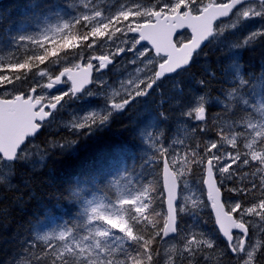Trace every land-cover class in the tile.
<instances>
[{"label": "snow or ice", "instance_id": "1", "mask_svg": "<svg viewBox=\"0 0 264 264\" xmlns=\"http://www.w3.org/2000/svg\"><path fill=\"white\" fill-rule=\"evenodd\" d=\"M233 9L238 19L264 20V0H156L152 7L138 0H121L107 8L97 0H67L63 8L50 7L44 20L52 17L55 23L36 25L35 31L11 38L13 48L36 49L38 54L7 68L31 71L35 67L41 77L47 76V69L41 70L39 65L50 56L61 61L58 50L63 51L69 42L74 51H63V57L71 66L63 67L54 81L51 76L47 84L38 81L31 89L35 95L13 94V80L0 73V85L4 86L0 89V164L11 169L16 161L26 159L22 147L26 140L51 125L66 105L84 96L101 97L103 107L76 115L65 127L85 137L106 128L115 115L162 87L167 74L189 71L204 41L223 36L226 27L235 28L234 23L215 24ZM183 29L191 30L190 43L181 39L184 33L179 30ZM103 38L114 51L93 55ZM261 38L264 23L233 47L250 46ZM128 53V63L135 67L127 78L116 81L118 88L109 91L108 81L94 78L93 72L103 74ZM157 64L159 70H155ZM208 77L196 82L199 97L191 104L183 105L179 97L173 101L181 109V117L198 122L189 130L193 142L173 138L165 144L163 132L138 129L144 182L136 181L138 186H129L115 199H89L81 197L82 189H73L72 195L80 200L75 218L51 233L23 241L21 264H264V74L246 76L237 66L216 98L221 111L214 115L207 107L206 90L216 78L215 72L209 71ZM61 83L70 87L52 96L43 91ZM86 84L98 85L99 91L87 90ZM167 102L162 97L161 107ZM167 119L165 108L159 120ZM212 131L217 138H204ZM78 143L73 140L56 146L73 148ZM178 143L183 145L179 151ZM120 151L116 150L112 161L119 159ZM118 171L135 174L128 169ZM112 176L113 172L102 167L86 179L103 191L97 181L103 184ZM190 178L206 186V197L203 191L199 198L184 197ZM3 179L6 177L0 176ZM109 185L115 187L118 181L109 180ZM204 209L214 213L216 234L184 220L189 215L199 217ZM168 238L175 243L162 252L158 241Z\"/></svg>", "mask_w": 264, "mask_h": 264}, {"label": "trees", "instance_id": "2", "mask_svg": "<svg viewBox=\"0 0 264 264\" xmlns=\"http://www.w3.org/2000/svg\"><path fill=\"white\" fill-rule=\"evenodd\" d=\"M48 1L49 0H7L0 5V73L8 75L13 80V84L15 85L14 91H23L30 86L33 79L37 77L38 72L35 67L29 71L28 69H9L7 65L16 63L17 61L23 62L27 56L34 53L38 54V50L31 48L15 49L12 46L11 38L26 32L35 31L36 25L43 27L46 23H52L55 21L52 17H50L48 21L44 20V16L47 14L48 9L50 7L63 8L65 6L64 3H67V0ZM42 7L44 9H42ZM66 10L65 8V11ZM37 16H39V19H37ZM239 39L237 35L229 33L224 34L218 39V45L214 46V44L211 47L208 45L203 50L202 54L194 59V63L191 65L189 71L180 72L170 78L164 79L162 81V87L156 88L146 100L145 98H141V100L130 109L124 111L122 114L115 115L113 118L114 120L112 119L110 125L106 127L108 130L106 128L102 129L99 131L100 133L97 132L95 135L87 137L89 140L85 136H77L76 134L66 131L47 132L45 129L41 130L35 138L41 156L34 160L31 158L29 160H20L14 163L9 174L5 175L6 179L0 180V264H21L24 256L23 241L35 240L38 235H42L45 232L51 233L53 230H57L65 221L75 218L76 213L80 209V200L72 195L73 189H82L81 197L86 196L89 199L94 197L99 198L101 196H105L108 199H115L116 195L125 191L129 186H138L136 181L143 183L144 177L141 176V173H144L145 170L140 167L139 163V157L143 155V145L138 138V129H151L156 134L163 132L165 134V144L171 142L173 138L178 141L183 140L185 143L193 142L191 139L192 134L189 130L198 122L180 116L179 113L181 109H177L173 103L177 97L180 98L184 105L190 96L193 94L199 95L197 92L199 85L196 82L200 79H208V72L214 71L216 78L206 90V97L210 100L207 102V107L211 110L210 114L214 115L221 111L220 105L216 102V98L220 95V89L228 86L231 81L232 73L237 70V66L246 76L258 77L264 74V38L254 41L250 46L234 48L233 45L241 43ZM63 51L73 52L74 47L72 42H69L68 46ZM63 51L58 50L61 61H57L55 57L50 56L43 65H39V68L41 70L46 68L49 74H55L59 69L67 66L68 64L64 62L65 58L63 57ZM16 75H19L21 79L16 80ZM3 87V85H0V88ZM7 87L12 89L13 86L8 85ZM178 88L183 89V92H179L177 90ZM160 97L167 98L168 101L163 107H161ZM165 108L170 118L165 121H160L159 114ZM129 122L132 125H130ZM113 123L115 125L117 124V126L113 125ZM120 124H125V130ZM135 125L137 126L135 127ZM132 126H134V128H132ZM121 131L124 132L121 133ZM172 132L173 134H171ZM115 135L116 137H114ZM100 137L103 141L100 140ZM204 138L217 137L215 131H212L205 134ZM166 139L168 140L166 141ZM73 140L79 142L78 145L73 148H61L56 146L65 145ZM93 144H95V146ZM182 147L183 145L177 144L178 151L181 150ZM117 149L121 150L119 159L112 161V158L117 155ZM89 151L91 153H89ZM108 152L113 153L109 154ZM131 157H137L138 160H131ZM109 158L111 160H109ZM110 161L112 162L110 163ZM92 165L94 166L91 168ZM102 167L105 171L114 173V176L109 177V180L118 181V185L115 187L110 186L109 180H106L103 184L97 181V187L103 189V191H97L96 188L88 182L86 177L96 173V171H99ZM79 169L83 170V172H79ZM123 169H128L129 173L134 172L135 174L127 175L122 171H118ZM88 170H90V172ZM147 178L151 179V176ZM190 183H196L199 194H201L202 189L197 183L196 178H190ZM63 190H65L66 193ZM46 198L47 200L49 199V201H47ZM33 215L35 217L37 216L36 219H32V217L34 218ZM184 220L194 227L215 234L208 209H204L199 217L189 215L185 216ZM204 221L207 223H204ZM158 242L161 248V241ZM173 243H175V241ZM38 246L43 245L38 244Z\"/></svg>", "mask_w": 264, "mask_h": 264}, {"label": "rangeland", "instance_id": "3", "mask_svg": "<svg viewBox=\"0 0 264 264\" xmlns=\"http://www.w3.org/2000/svg\"><path fill=\"white\" fill-rule=\"evenodd\" d=\"M120 1L121 0H97V3H99L101 5V7L107 8V7H111L113 5L119 4ZM205 2H207V0H205ZM155 3H156V0H146V2L143 3V5L147 6V7H152ZM251 22H257V27H256V29H253V30H250V31L249 30L246 31L244 33V37L242 39V41H243L252 32L257 31L260 28L261 24L264 23V20H261L260 18H254V19L239 18L238 19L237 16L235 15L234 18L230 22H228V23L225 22V23H223L221 25H226L227 26V25H231V24L234 23V24H236V27H237V26H239L241 24L242 25L247 24V26L249 28ZM235 28L226 27L225 31L226 30L232 31ZM117 35H119V34H117ZM98 43H100V46L99 47H95L92 50V54L93 55L99 56L101 54H107L109 51H114V49H111V48L107 47V45L109 43L107 38H103L102 42L98 41ZM117 43H120V41L117 40ZM130 58H131V54L130 53L125 54L122 57H118L117 58L118 62H117L115 67L113 65H111L109 68L104 70L103 74L95 72L94 78H96L98 80L99 79L107 80L108 84L111 86L109 91H111L112 89L118 88V84L116 83V81H118L119 79H122V78H127V76L130 73H132V71H133V69L135 67L134 65H131V64L128 63ZM76 63H81L82 64L83 61L77 60ZM94 63H98V61H94ZM38 81H39L40 85H44V84H47L49 82V79L46 76L41 77L38 74V76L31 82L33 87H37V82ZM37 89L39 91L41 90L39 87ZM89 90L91 92L95 93V92L99 91V87H98V85L93 84V86ZM43 91L47 92L46 89H43ZM64 91H66V90L61 91V93L64 92ZM192 96H190L188 98V101L186 102L185 105L191 104L194 99H198V97H199V95H192ZM206 101H207V98H206ZM103 104H104V100L101 97H99V96H95V95H93V96H84L83 99H81L79 101H73L72 103L66 105L65 108H64L65 109V113H63L62 110H61L57 114L56 119L51 123V125L57 127L58 129H60V131H62L64 129L69 131L70 129L65 127V125L70 123L75 118L76 115L87 114L91 110L99 109V108L103 107ZM77 105H83V106L76 107ZM36 146L37 145L35 143H33V144L30 143L25 148L26 149V159L25 160H29L31 158L33 160L36 159L35 155H33V153H34L33 149ZM36 156L39 157L40 154L37 153ZM9 172H10L9 168H6L2 164H0V176H4L5 177V175L9 174ZM183 195H184V197H187V198H191V197L199 198L200 194H199L198 187L196 186V183H189L186 186V188L184 189ZM171 244L172 243L164 244L163 245V251L166 248H168Z\"/></svg>", "mask_w": 264, "mask_h": 264}, {"label": "bare ground", "instance_id": "4", "mask_svg": "<svg viewBox=\"0 0 264 264\" xmlns=\"http://www.w3.org/2000/svg\"><path fill=\"white\" fill-rule=\"evenodd\" d=\"M49 1H50V0H49ZM49 1H48V2H49ZM36 2H37V1H36ZM52 4H53V3H52ZM58 4H59V3H58ZM58 4H57V5H58ZM62 4H63V3H62ZM64 5H66V4L64 3ZM48 6H49V5H48ZM53 6H54V5H53ZM44 7H45V6H44ZM42 9H44V8L42 7ZM42 11H43V10H42ZM41 13H42V12H41ZM17 19H18V18H17ZM10 21H11V20H10ZM5 22H6V21H5ZM19 22H20V21H19ZM257 47H258V46H257ZM255 49H256V48H255ZM210 51H211V50H210ZM245 51H246V50H245ZM241 54H242V53H241ZM225 55H226V54H225ZM251 55H252V54H251ZM222 57H223V56H222ZM230 59H231V58H230ZM262 59H263V58H262ZM202 60H203V59H202ZM246 60H247V59H246ZM251 60H252V59H251ZM247 61H248V60H247ZM261 61H262V60H261ZM248 62H249V61H248ZM258 65H259V64H258ZM222 66H223V65H222ZM263 68H264V67H263ZM221 69H222V68H221ZM223 69H224V68H223ZM201 71H202V70H201ZM246 71H247V70H246ZM248 71H249V70H248ZM250 71H251V70H250ZM253 71H254V70H253ZM222 76H223V75H222ZM253 77H254V76H253ZM218 80H219V79H218ZM220 81H221V80H220ZM194 82H195V81H194ZM221 82H222V81H221ZM228 82H229V81H228ZM217 86H218V85H217ZM178 89H179V88H178ZM178 89H177V90H178ZM213 90H214V89H213ZM215 90H216V89H215ZM220 90H221V89H220ZM158 91H159V90H158ZM209 91H211V90H209ZM186 93H187V92H186ZM216 93H217V92H216ZM189 94H192V93H189ZM210 94H211V93H210ZM187 95H188V94H187ZM193 95H194V94H193ZM218 95H219V93H218ZM189 96H190V95H189ZM171 97H173V96H171ZM192 97H193V96H192ZM197 97H198V96H197ZM160 98H161V97H160ZM185 98H186V95H185ZM166 99H167V98H166ZM179 99H180V98H179ZM187 101H188V100H187ZM189 102H190V101H189ZM189 102H188V103H189ZM182 103H183V102H182ZM184 105H185V104H184ZM168 107H169V106H168ZM173 113H174V112H173ZM169 114H170V113H169ZM130 116H131V115H130ZM170 116H172V115H170ZM173 116H174V115H173ZM133 117H134V116H133ZM124 118H125V117H124ZM126 118H127V117H126ZM168 118H170V117H168ZM113 120H114V119H113ZM119 120H120V119H119ZM139 120H140V119H139ZM173 120H175V119H173ZM120 121H121V120H120ZM125 121H126V120H125ZM115 122H116V121H115ZM117 123H118V121H117ZM125 123H126V122H125ZM129 123H130V122H129ZM129 123H128V124H129ZM167 124H168V123H167ZM167 124H166V126H167ZM113 125H115V124L113 123ZM120 125H121V126L123 127V129H124L125 124H124V125H123V124H120ZM130 125H132V124L130 123ZM115 126H117V124H116ZM136 126H137V125H135V127H136ZM129 127H130V126H129ZM115 128H117V127H115ZM132 128H134V126H132ZM164 128H165V127H164ZM106 129H107V128H106ZM123 129H122V130H123ZM107 130H108V129H107ZM124 130H125V129H124ZM133 130H134V129H133ZM133 130H132V131H133ZM167 130H168V128H167ZM113 131H114V129H113ZM110 132H111V131H110ZM122 132H124V131H121V133H122ZM174 132H175V131H174ZM99 133H100V132H99ZM105 133H106V132H105ZM105 133H104V134H105ZM121 133H120V135H121ZM169 133H170V132H169ZM102 134H103V133H102ZM109 134H110V133H109ZM125 134H126V133H125ZM127 134H128V133H127ZM171 134H173V132H172ZM175 134H176V132H175ZM177 134H178V133H177ZM76 135H77V134H76ZM97 135H98V134H97ZM106 135H107V134H106ZM106 135H105V136H106ZM116 135H117V134H116ZM116 135H115L114 137H116ZM169 135H170V134H169ZM59 136H60V135H59ZM67 136H68V134H67ZM72 136H73V135H72ZM77 136H78V135H77ZM77 136H75V137H77ZM96 137H98V136H96ZM168 137H169V136H168ZM58 138H59V137H58ZM73 138H74V137H73ZM80 138H81V137H80ZM86 138H87V137H86ZM92 138H93V137H92ZM42 139H43V138H42ZM87 139H88V138H87ZM94 139H95V138H94ZM106 139H107V138H106ZM61 140H62V139H61ZM88 140H89V139H88ZM100 140H102L101 137H100ZM124 140H125V139H124ZM167 140H168V139H166V141H167ZM91 141H92V140H91ZM96 141H97V140H96ZM102 141H103V140H102ZM105 141H106V140H105ZM89 142H90V141H89ZM106 142H107V141H106ZM118 142H119V141H118ZM123 142H124V141H123ZM190 142H191V141H190ZM94 143H95V142H94ZM113 143H115V142H113ZM188 143H189V142H188ZM111 144H112V143H111ZM93 145L95 146V144H93ZM134 145H135V144H134ZM90 146H91V145H90ZM94 146H93V147H94ZM108 146H109V145H108ZM112 146H113V145H112ZM114 146H115V145H114ZM120 146H122V145H120ZM118 147H119V146H118ZM115 148H117V147H115ZM121 148H122V147H121ZM98 149H99V148H98ZM86 150H87V149H86ZM92 150H93V149H92ZM112 150H113V149H112ZM94 151H95V150H94ZM98 152H99V151H98ZM102 152H103V150H102ZM89 153H91V152L89 151ZM108 153H109V152H108ZM112 153H113V152H112ZM112 153L110 152L109 154H112ZM120 153H121V152H120ZM66 154H67V153H66ZM143 154H144V153H143ZM99 155H100V154H99ZM119 155H120V154H119ZM48 156H49V155H48ZM48 156H47V157H48ZM56 156H57V155H56ZM102 156H103V155H102ZM99 157H100V156H99ZM99 157H98V158H99ZM107 157H108V156H107ZM96 158H97V157H96ZM103 158H105V157H103ZM49 160H50V159H49ZM63 160H64V159H63ZM94 160H95V159H94ZM109 160H111V159L109 158ZM137 160H138V159H137ZM120 161H121V160H120ZM59 162H60V161H59ZM62 162H63V161H62ZM136 162H137V161H136ZM51 163H52V161H51ZM97 163H98V162H97ZM137 163H138V162H137ZM139 163H140V162H139ZM46 164H47V163H46ZM90 164H91V163H90ZM95 164H96V162H95ZM107 164H108V163H107ZM93 166H94V165H92L91 168H92ZM98 167H99V166H98ZM100 167H101V166H100ZM112 167H113V166H112ZM87 168H88V167H87ZM106 168H107V167H106ZM110 168H111V167H110ZM47 169H48V168H47ZM84 169H85V168H84ZM59 170H60V169H59ZM79 170H80V169H79ZM99 170H100V169H99ZM52 171H53V170H52ZM88 171L90 172V170H88ZM91 171H92V170H91ZM95 171H96V170H95ZM97 171H98V170H97ZM97 171H96V172H97ZM79 172H83V170H80ZM89 172H87V173H89ZM93 172H94V171H93ZM28 174H29V173H28ZM63 174H64V173H63ZM83 175H84V174H83ZM83 175H82V176H83ZM91 175H92V174H91ZM25 176H26V175H25ZM44 176H45V175H44ZM58 177H59V176H58ZM89 177H90V176H89ZM32 178H33V177H32ZM51 178H52V177H51ZM86 178H87V177H86ZM60 179H62V178H60ZM80 179H81V178H80ZM81 180H82V179H81ZM59 182H60V181H59ZM62 184H63V183H62ZM79 184H80V183H79ZM15 186H16V185H15ZM40 186H41V185H40ZM65 186H66V185H65ZM74 186H75V184H74ZM74 186H73V187H74ZM13 187H14V186H13ZM13 187H12V188H13ZM78 187H79V186H78ZM3 189H4V188H3ZM3 189H1V190H3ZM10 189H11V188H10ZM65 189H66V188H65ZM11 190H12V189H11ZM37 190H38V189H37ZM56 190H57V188H56ZM56 190H55V191H56ZM8 191H9V190H8ZM61 191H62V190H61ZM63 191L66 193L65 190H63ZM45 192H46V191H45ZM48 192H49V191H48ZM65 193H63V194H65ZM52 194H53V193H52ZM43 195H44V194H43ZM44 197H47V196H44ZM44 197H43V198H44ZM4 200H5V199H4ZM35 200H36V199H35ZM35 200H34V201H35ZM40 200H41V199H40ZM46 200H47V198H46ZM37 201H38V200H37ZM47 201H49V199H48ZM33 203H34V202H33ZM35 203H36V202H35ZM28 204H29V203H28ZM40 204H41V203H40ZM47 204H48V203H47ZM69 205H70V204H69ZM40 206H41V205H40ZM34 207H35V206H34ZM66 207H67V206H66ZM28 208H29V207H28ZM31 208H32V207H31ZM38 208H39V207H38ZM67 208H68V207H67ZM34 209H35V208H34ZM43 209H44V208H43ZM29 210H30V209H29ZM63 210H64V209H63ZM69 210H70V209H69ZM72 211H73V210H72ZM28 212H29V211H28ZM45 212H47V211H45ZM68 212H69V211H68ZM73 212H74V211H73ZM31 213H32V212H31ZM36 213H37V212H36ZM19 214H20V213H19ZM34 214H35V213H34ZM68 214H69V213H68ZM72 214H73V213H72ZM72 214H71V215H72ZM20 215H21V214H20ZM41 215H42V213H41ZM44 215H45V214H44ZM30 216H31V215H30ZM33 216H34V215H33ZM38 216H39V215H38ZM36 217H37V216H36ZM36 217L34 216V218L32 217V219H36ZM25 221H26V220H25ZM37 221H38V220H37ZM31 223H32V222H31ZM35 224H36V223H35ZM62 224H63V223H62ZM2 225H3V224H2ZM15 225H16V224H15ZM30 225H31V224H30ZM33 225H34V224H33ZM23 226H24V224H23ZM28 226H29V225H28ZM31 226H32V225H31ZM31 226H30V227H31ZM29 229H30V228H29ZM29 229H28V230H29ZM7 230H8V229H7ZM36 233H37V232H36ZM26 235H27V234H26ZM17 236H18V235H17ZM30 236H31V235H30ZM10 237H11V236H10ZM13 238H14V237H13ZM11 243H12V242H11ZM15 246H17V245H15ZM9 248H10V247H9ZM19 248H20V247H19ZM21 248H22V247H21ZM11 249H12V248H11ZM6 250H7V249H6ZM3 256H4V255H3Z\"/></svg>", "mask_w": 264, "mask_h": 264}, {"label": "water", "instance_id": "5", "mask_svg": "<svg viewBox=\"0 0 264 264\" xmlns=\"http://www.w3.org/2000/svg\"><path fill=\"white\" fill-rule=\"evenodd\" d=\"M0 1H2V0H0ZM226 17H221V18H219V20H221V19H225ZM217 22V21H216ZM184 30H186V31H188L189 32V35L191 36V30L190 29H183V30H179V31H184ZM187 43H190V41L189 42H187ZM205 43H206V41H204L202 44H201V47H200V49L205 45ZM200 49H198V50H200ZM197 50V51H198ZM155 54V53H154ZM157 70H159V67L157 68ZM74 72L76 71V70H73ZM170 74H172V73H170ZM170 74H167L166 75V77L167 76H169ZM55 79V78H54ZM54 79H52L53 81H54ZM63 79V77H61V80ZM90 84H86L85 85V88H87L88 86H89ZM63 86V84L61 83V84H57V85H55L54 84V87L52 88V89H48L49 90V92H52V91H55V90H58V89H60L61 87ZM33 94V92H31V94L30 95H32ZM40 131V130H39ZM38 131V132H39ZM37 132V133H38ZM36 133V134H37ZM35 134V135H36ZM34 135V136H35ZM34 136H32V137H29V138H33ZM203 189H204V192H205V197H206V191H205V189H206V186H203ZM209 211H210V209H209ZM210 213H211V216H212V219H213V222H214V219H215V217H214V213H212L211 211H210ZM214 226H215V228L217 229L218 228V226L217 225H215V223H214ZM221 238L223 239V237L221 236ZM169 239V238H168Z\"/></svg>", "mask_w": 264, "mask_h": 264}, {"label": "flooded vegetation", "instance_id": "6", "mask_svg": "<svg viewBox=\"0 0 264 264\" xmlns=\"http://www.w3.org/2000/svg\"><path fill=\"white\" fill-rule=\"evenodd\" d=\"M225 1L227 2V0H224V2H225Z\"/></svg>", "mask_w": 264, "mask_h": 264}]
</instances>
